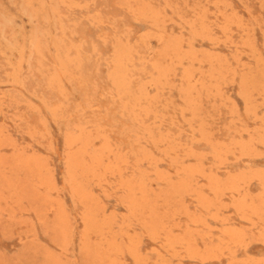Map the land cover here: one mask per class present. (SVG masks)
<instances>
[{"label": "rangeland", "instance_id": "1", "mask_svg": "<svg viewBox=\"0 0 264 264\" xmlns=\"http://www.w3.org/2000/svg\"><path fill=\"white\" fill-rule=\"evenodd\" d=\"M0 264H264V0H0Z\"/></svg>", "mask_w": 264, "mask_h": 264}]
</instances>
